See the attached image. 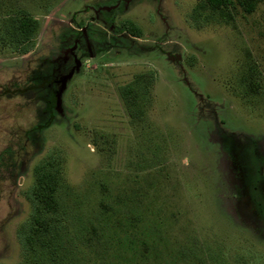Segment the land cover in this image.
I'll return each mask as SVG.
<instances>
[{"label": "rangeland", "instance_id": "1", "mask_svg": "<svg viewBox=\"0 0 264 264\" xmlns=\"http://www.w3.org/2000/svg\"><path fill=\"white\" fill-rule=\"evenodd\" d=\"M116 1H30L34 48L0 45V264H38L20 233L40 164L66 264H264V0L93 10Z\"/></svg>", "mask_w": 264, "mask_h": 264}, {"label": "trees", "instance_id": "2", "mask_svg": "<svg viewBox=\"0 0 264 264\" xmlns=\"http://www.w3.org/2000/svg\"><path fill=\"white\" fill-rule=\"evenodd\" d=\"M30 1L33 10L43 9L49 13L54 7V0H0V45L19 50L23 54L34 48L41 23L29 7ZM256 1L245 0V8L252 11ZM210 2L215 6H221L227 4L228 0H210ZM44 169V164L38 165L35 169L36 183L28 193L33 205V213L30 222L21 230V243L26 254L37 260L38 264H66L68 251L63 243L62 234L46 223L41 216L44 210L55 209L53 203L55 202L56 205L57 199L53 189L55 185L59 186L58 180L53 177L51 166L46 173ZM83 230L84 226L81 222L78 231L83 232ZM110 232L107 236H112ZM127 241L129 240H124ZM142 242L145 244V240ZM178 258H180L179 264H187L185 255ZM172 264H175V261Z\"/></svg>", "mask_w": 264, "mask_h": 264}, {"label": "flooded vegetation", "instance_id": "3", "mask_svg": "<svg viewBox=\"0 0 264 264\" xmlns=\"http://www.w3.org/2000/svg\"><path fill=\"white\" fill-rule=\"evenodd\" d=\"M132 1L133 0H117L112 5L103 4V5H99L97 7L93 6V10L95 11L96 14H101L103 12V10L109 9V10L114 11V14H115L118 12L119 9L127 8V6ZM106 23H108L110 25L111 30H114V31L118 30V28L116 27V24H114L113 18H109V20L106 19ZM81 40L83 41L82 36L77 35L73 38V42H72L71 46H69L70 44H68V42H67V46L62 51L63 54L62 55L60 54L59 58L62 59L63 61H69L71 58H73L75 60V63H77V60H79L78 55H77V50L81 48V45H80V44H82ZM73 67H74V65L71 66V68L68 71H70ZM59 82L62 84V78H60Z\"/></svg>", "mask_w": 264, "mask_h": 264}, {"label": "water", "instance_id": "4", "mask_svg": "<svg viewBox=\"0 0 264 264\" xmlns=\"http://www.w3.org/2000/svg\"><path fill=\"white\" fill-rule=\"evenodd\" d=\"M81 66V62L79 60H77L76 65L67 73L62 77V84L59 87L58 93H57V103H56V108L59 112H63V99H62V95L63 92L65 91V89L67 88V84L69 79H71V77H73L75 71H79Z\"/></svg>", "mask_w": 264, "mask_h": 264}]
</instances>
